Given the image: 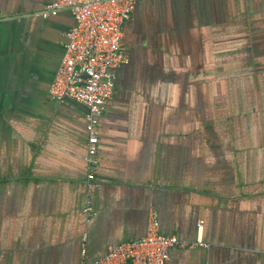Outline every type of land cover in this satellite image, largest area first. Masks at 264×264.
I'll return each mask as SVG.
<instances>
[{
	"label": "crops",
	"instance_id": "0c3cea01",
	"mask_svg": "<svg viewBox=\"0 0 264 264\" xmlns=\"http://www.w3.org/2000/svg\"><path fill=\"white\" fill-rule=\"evenodd\" d=\"M48 2L0 0V264H79L83 242L91 264L151 209L209 244L166 264H264V0H137L93 180L85 107L49 94L75 21Z\"/></svg>",
	"mask_w": 264,
	"mask_h": 264
},
{
	"label": "built area",
	"instance_id": "2783aa9c",
	"mask_svg": "<svg viewBox=\"0 0 264 264\" xmlns=\"http://www.w3.org/2000/svg\"><path fill=\"white\" fill-rule=\"evenodd\" d=\"M137 0H49L39 13L43 19L69 11L74 25L66 32L64 53L49 86V94L60 101L72 99L86 109L87 139L84 161L88 180L95 178L99 164V124L116 90V69L129 63L124 43L125 22ZM87 199L83 211H95ZM198 238L182 242L176 235L161 232L155 211L150 210L147 232L136 240L108 248L91 264H166L173 247L207 248L202 239L203 223L198 222ZM85 240V238H84ZM79 264L86 262L85 243Z\"/></svg>",
	"mask_w": 264,
	"mask_h": 264
}]
</instances>
